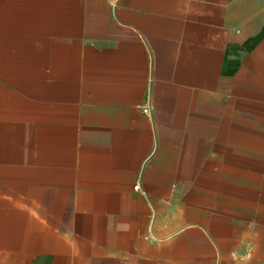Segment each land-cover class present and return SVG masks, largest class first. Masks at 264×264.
<instances>
[{
    "label": "crops",
    "instance_id": "0c3cea01",
    "mask_svg": "<svg viewBox=\"0 0 264 264\" xmlns=\"http://www.w3.org/2000/svg\"><path fill=\"white\" fill-rule=\"evenodd\" d=\"M0 264H264V0H0Z\"/></svg>",
    "mask_w": 264,
    "mask_h": 264
},
{
    "label": "built area",
    "instance_id": "2783aa9c",
    "mask_svg": "<svg viewBox=\"0 0 264 264\" xmlns=\"http://www.w3.org/2000/svg\"><path fill=\"white\" fill-rule=\"evenodd\" d=\"M144 111H145L146 113L150 114V113H151V108H150V107H147V108L144 109Z\"/></svg>",
    "mask_w": 264,
    "mask_h": 264
}]
</instances>
